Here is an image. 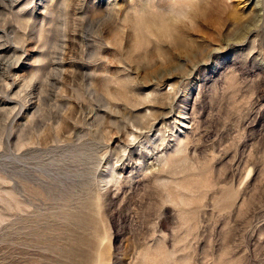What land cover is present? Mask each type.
I'll return each instance as SVG.
<instances>
[{
	"label": "rangeland",
	"instance_id": "rangeland-1",
	"mask_svg": "<svg viewBox=\"0 0 264 264\" xmlns=\"http://www.w3.org/2000/svg\"><path fill=\"white\" fill-rule=\"evenodd\" d=\"M0 264H264V0H0Z\"/></svg>",
	"mask_w": 264,
	"mask_h": 264
}]
</instances>
